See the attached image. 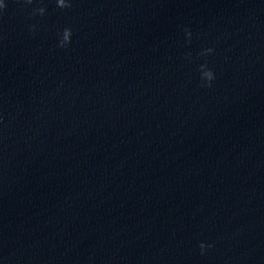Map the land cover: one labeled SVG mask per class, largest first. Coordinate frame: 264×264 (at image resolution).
<instances>
[{
  "label": "clouds",
  "instance_id": "clouds-1",
  "mask_svg": "<svg viewBox=\"0 0 264 264\" xmlns=\"http://www.w3.org/2000/svg\"><path fill=\"white\" fill-rule=\"evenodd\" d=\"M18 3H23L26 5H31L33 3V0H17ZM56 5L59 9L65 10V9H71L73 7V0H56ZM8 4L5 2V0H0V19L3 18V16L6 14ZM32 16H44L46 14V8L45 7H39L36 9H33ZM37 26L36 25H30L29 30L32 33H35ZM185 33L187 34L188 43H191L192 39V32L190 29H184ZM59 40L57 47L61 49H67L70 47L72 43V37H73V30L71 27H65L63 28L59 33ZM214 49L208 48L203 50L200 55L201 56H207L211 53H213ZM191 54H187L186 58H190ZM200 71V79L202 81V85L205 87H212L213 81L216 79L215 72L208 67V64L205 62L204 64H201L199 67ZM201 249V254L203 255L205 252L206 247H211V245H205L204 243H201L199 245Z\"/></svg>",
  "mask_w": 264,
  "mask_h": 264
}]
</instances>
